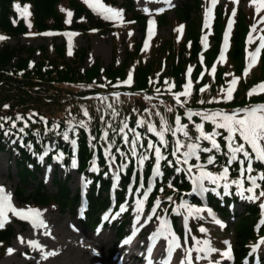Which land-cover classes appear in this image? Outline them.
I'll use <instances>...</instances> for the list:
<instances>
[{
	"label": "trees",
	"instance_id": "16d2710c",
	"mask_svg": "<svg viewBox=\"0 0 264 264\" xmlns=\"http://www.w3.org/2000/svg\"><path fill=\"white\" fill-rule=\"evenodd\" d=\"M101 1L121 8L128 27L137 25L141 26L142 31L145 30L147 17L135 1ZM16 5L20 6V10ZM25 7L29 13L27 16L22 15ZM227 13L222 7L215 11L203 62L199 60L203 39V7L198 0H183L178 2L171 20L164 14L157 18L160 27H171L168 39L161 41L155 37L146 43L140 38L130 37L125 44L122 63L117 64L113 57L107 68L100 69L96 62L82 67L87 53L85 48H75L69 58L66 39L61 37L58 42L56 32L81 29L91 35L111 31L116 36L114 46L117 48L121 41L118 37L126 29L125 25H114L95 17L85 0H0V36L5 37L0 40V123L4 125L0 128V152L6 151L10 155L16 169V199L37 207L57 206L63 212L76 213L79 188L72 194L68 177L62 178L58 172L54 173L53 191H49L39 178L48 161L55 159L68 167L76 158L77 170L84 177L89 201L86 212L89 227L94 228L100 213L112 205L109 188L113 177L117 176L121 187L116 190L118 208L127 201L129 186L137 189L139 200H143L144 192L148 191L146 209L152 208L157 201L162 207L166 205L175 230L182 233L178 217L171 214L175 203L183 198L190 207L202 205L193 190L187 164L206 167L215 176H219L227 167V178L218 180L219 185L208 183L206 203L225 219L231 215L236 218L232 231L237 246V261L240 263L247 255L246 245L257 236L254 225L262 213L263 196L260 193L264 192V180L256 181L259 185L255 194L257 198L244 203L242 211L234 212L229 205L232 200L239 202V198L233 195L239 186L232 181L242 180L243 185H250L247 177L264 174V162L255 159V153L237 133L235 143L244 144L245 150L253 158L252 172L245 171L241 176L240 160H245L243 154L237 153V160L229 165L230 153L225 139L228 131L216 127V123L203 119V116L213 113L231 115L239 108L264 104V92L249 95L256 83L264 82L259 81L264 78V48L246 72V37L250 27L248 17L240 12L242 14L234 17L225 61H218L229 16ZM49 32L54 33L51 40L37 47L36 51L41 53L38 60L33 57L34 48L13 47L6 43L20 36L47 39ZM187 71L190 76L188 81L185 75ZM228 71L238 78L232 86L234 90L230 99L226 98L230 85L225 76ZM156 74L159 79L153 81ZM129 76L130 82L125 83ZM189 84L190 87H186ZM17 115L24 119L16 121L13 128L12 121L16 120ZM177 117L180 124L186 126L184 131L188 133L187 137L179 131L172 134L177 128ZM138 121L144 123L137 126ZM162 121L168 129L164 133L166 143L163 144L155 133L148 132L149 124L159 132ZM216 122H222L220 116L216 117ZM125 124L127 127L121 133L120 129ZM198 124L202 125V129L196 128ZM20 128L24 129L22 133L19 132ZM133 129L135 131H131ZM5 132L9 134L5 135ZM65 132L67 139L64 138ZM201 132H215L214 138L219 148H213L207 139H198ZM136 133L140 134V140L133 155L131 142ZM177 140L184 147L174 156L172 153ZM149 141L160 147L163 158L157 160L155 150L148 148ZM189 143L198 144L199 147L196 156L189 158L185 164L181 153L188 150ZM204 148L212 150L204 152ZM210 156L215 158L211 164L208 163ZM142 157L147 158L141 163ZM178 157L180 163H177ZM243 168L247 169V160ZM151 177L154 184L149 188ZM140 180L142 184L139 186ZM224 182H230L232 197L224 194ZM116 228L119 231L125 229L118 224ZM260 232H264V224ZM16 236L12 224L0 227V259Z\"/></svg>",
	"mask_w": 264,
	"mask_h": 264
},
{
	"label": "rangeland",
	"instance_id": "374dc122",
	"mask_svg": "<svg viewBox=\"0 0 264 264\" xmlns=\"http://www.w3.org/2000/svg\"><path fill=\"white\" fill-rule=\"evenodd\" d=\"M85 1H88L91 11L95 17L117 24L124 21L121 8L113 10L114 12L119 13V17H116L111 14H107V12L102 10V8L109 7L104 6L100 0ZM117 1L121 2L124 0ZM134 1L143 11V14L147 16V26L144 33H142L143 31L140 29L141 26L136 25L133 26V28H130L127 23H124L126 29H123L119 35L118 40L121 39V41L118 42L116 48V46H114L116 36L111 31L103 34L94 33L91 35L84 33L81 29L69 30L65 32L62 31L61 33L56 32V34L59 35L58 42L61 37L66 39L68 57L70 58L72 51L75 48L82 47L87 49L82 67L91 66L96 62L100 69H104L110 65L113 57H115L117 64L122 63L124 59L125 44L130 37H135L136 39L144 38L146 42L154 37L161 41L168 39L172 32L171 27L169 25H164L162 27L157 26L156 17L164 14L167 16L168 20H171L178 2L183 0ZM198 1L205 10L204 26L207 28L214 17V11H211V15L208 16V9L211 3L210 0ZM215 7H222V9L227 10L231 14L226 26L225 35L227 38H229L228 33L230 28L233 27L232 16L235 15L236 18L240 12H243L246 18L248 17L251 32H249L246 42L248 59H251L250 54L254 53L256 49L260 47L261 37H264V21L261 20V17H264V8H261L260 11L257 12V5L253 4L252 0H217L214 5V8ZM230 22L231 26L229 27ZM253 25H255V30H253ZM52 34L54 33H47V39H43L40 36L35 38L20 36L18 38L10 39L6 43L13 47L30 46L34 48L35 52L33 57L35 60H38L41 53L38 54V51H36L37 47L50 41ZM227 45L228 42L225 44L224 41L222 46L223 49L220 52L218 61L223 62L225 60L224 53L227 50ZM115 50L116 53L114 55ZM246 68L248 67L246 66ZM225 76L230 82L234 79L231 71L226 72ZM158 79L159 75L156 74L153 81H157ZM263 80L264 78L259 79V81ZM160 81L165 82L163 79ZM257 85L259 84H255L254 86V89L256 90L258 89ZM238 112L236 113L237 116L244 115L243 112ZM55 163L56 169L54 171L53 165ZM57 170L62 178H65V176L68 177L69 190L72 194L75 193L78 187L81 186L82 175L77 172L74 164L70 167H64L61 162L56 161L55 159L48 161L39 174V178L45 182L46 188L49 191H53L55 189L52 177ZM200 172L201 171L191 169V174L193 176H198ZM207 181L213 182L208 177H205L203 182L205 183ZM17 183L18 176L16 175L14 164L11 162L10 155L6 151L0 152V188L4 190V194L9 196V200L6 203H0V207H3L5 212V216L0 217V220H2L5 225L12 224L17 232L16 238H13L8 246V249L12 248L14 251L12 253H8L7 251L0 259V264H66V254H64V252L66 250H70L69 246L72 242V239H69L70 231L78 230L79 228L86 229L88 234L91 235L102 233L110 237V240L107 242L105 252H102V255L96 258V264H109L111 262L112 264H120L124 255H126V258L128 255H131V258L126 260L128 264H141L139 259L135 258V255H140V253H142V255H140V258H142V264H145L144 262L147 261L149 256V252L147 250L148 242L150 241V237H152L151 235L157 232L160 228L162 221L167 222V228L165 231L175 235L178 239L180 247H177L173 251L171 258L167 259L166 254L168 240L172 238L171 235H168L167 238L164 237L162 240L154 239L153 241L155 243L160 244L161 249L159 254L155 256L153 264H181L182 261H185V264H187L185 259L187 250L201 246L196 244L197 240H208L209 246L216 249V251L205 255L204 252L197 253L193 250L191 252V264H217V261L219 264H238L236 261L227 260L226 257L221 255L224 251H226L229 245L233 248V250L237 248L232 231V225L236 218L232 215L225 219V223H227L228 226H224V221H222V219L216 214L210 215L208 211L209 209L206 206L188 207L186 200H181L175 203V209L172 210L173 214L178 217V225L185 233L184 235L183 233H179L182 236L179 238L171 226L170 215L167 216L169 212L165 210L166 205L163 208L153 205L152 208L147 210L146 204L142 203V210L138 211L137 202L139 200L128 191V201L123 203L116 212L112 210L105 213L103 217V226L92 229L88 226L87 219L81 218V215L79 214L80 211L72 214L61 211L57 206H50L49 208L37 207L32 203L18 202L14 193V187ZM224 185L225 184H223V186ZM113 186L119 187L118 180L115 178H113ZM243 188L244 187L237 188L235 191V195L239 197V202L233 206V210L242 211L244 205H241V203L244 204L247 200H249L246 197L253 195V193H250ZM241 190H243V196L240 194ZM262 199H264V196ZM7 204H10L11 207H7ZM262 205H264V201ZM122 207L124 209L123 211H121ZM189 208L193 209L192 215L188 214ZM12 209H16L17 212H20L21 210L27 212L28 209L38 210L40 213L39 221H42L43 224L41 225L38 221L37 224L34 225L31 218L24 219L21 215L14 213ZM153 209H155L154 213ZM196 209H201V211L197 213L195 211ZM262 209L264 212V207H262ZM105 216H107L108 219H105ZM149 217H151V219H149ZM185 217H187V220H185ZM136 220H139L137 224H135ZM194 220H196V222ZM216 220H219L220 223H216ZM117 224L124 226L125 230H123V232L119 231L118 228H116ZM201 227L206 229V232H201ZM193 237H195L196 240H193ZM30 241L37 242L39 247L29 243ZM125 241H129L130 245L129 243L126 244ZM131 245L135 246L129 249V246ZM122 248L123 250H121ZM247 248L250 249L252 259H244L241 264H260L259 262L264 260V234H261L257 239H254L253 242L248 243ZM46 253L55 254L45 256ZM197 255L201 256L202 259L197 260Z\"/></svg>",
	"mask_w": 264,
	"mask_h": 264
},
{
	"label": "snow or ice",
	"instance_id": "6c2138e0",
	"mask_svg": "<svg viewBox=\"0 0 264 264\" xmlns=\"http://www.w3.org/2000/svg\"><path fill=\"white\" fill-rule=\"evenodd\" d=\"M213 3H215V0H213ZM252 3L257 5V12H259L261 8H264V0H252ZM16 7H17L18 10H20V6L19 5H16ZM102 10L105 11V12L110 13L113 16L119 17V13L118 12H114L110 8H102ZM28 14L29 13H28L27 7H25L23 9V11H22V15H28ZM69 15H71V13H69ZM261 20L264 21V17H261ZM230 26H231V22L229 24V27ZM253 30H255V25H253ZM2 39H5V37L0 36V40H2ZM225 44H227V38L225 40ZM261 48H264V37H261L260 47H258L254 53L250 54V57H251L250 66H251L252 63L255 62L256 57L258 56ZM245 71L247 72V69ZM130 80H131V76H129V80L125 81V83L130 82ZM236 82H237V79H235V78L230 82L229 88L227 90L226 98H229V99L231 98V93L234 90L232 85H234ZM186 87H190V84L187 85ZM257 88L260 91L264 92V83H261V84L257 85ZM157 91H159V90H157ZM202 91H203V89H202ZM255 91H256V89L251 90L249 92V95L253 94V92H255ZM185 94H187V93H185ZM5 107H7V106H5ZM109 107H111V105H109ZM240 111H242L244 113L243 116H237L236 113H233L231 115L224 114L222 116H221L220 113H213L211 115L205 114L203 116V119L212 120L214 123H216V127L225 128L228 131V136L225 137V139L228 141L227 147H228L229 153H230V156H229V159H228V164L230 165L234 160H237V155H236L237 153H242L244 158H245V160H247V169L243 168L245 160H240V164L242 166L240 174H241V176H243L245 171H247L249 173L252 172V170H253L252 169V160H253V158H252V155L247 150H245V145L244 144H236L235 143V136L238 133L239 137L247 145H249L250 148L252 149V152L255 153V159L257 161L264 162V105L251 106L250 108H245V109H242ZM85 115H87L86 112H85ZM217 116L221 117L222 122H220V123L216 122V117ZM2 119L8 120V119H11V118H2ZM23 119L24 118L22 116L17 115L16 116V120L12 121V127L14 128L16 126V121L23 120ZM142 123H144V122L143 121H138V125L137 126H139ZM81 124L83 125V122H81ZM176 124H177V128L173 130L172 134L175 135V133L177 131H179V132H183L184 136L187 137L188 133L186 131H184L186 126L180 124L179 117H177V119H176ZM26 126H27V123L25 122V127ZM3 127H4L3 123H0V128H3ZM126 127H127V125L125 124L124 127H122L120 129V132L124 133V128H126ZM196 128L197 129H202V125L198 124V125H196ZM23 131H24L23 128L19 129V132L22 133ZM131 131H135V130L133 129ZM165 131H168V129L164 126L163 121H162V128H161V130L159 132L156 131V128L153 125H151V124L148 125V132L155 133L159 137V142L162 143V144L166 143L165 140H164ZM8 134H9V132H5V135H8ZM106 135H107V133H105V136ZM215 135H216L215 132H213L211 134H204L203 132H201V137H198V139H200V138L207 139V140H209L211 142L213 148H217L218 149L219 145L217 144V142H216V140L214 138ZM64 138L65 139L68 138L67 132L64 133ZM124 139H125V142L127 143L128 137H127L126 134L124 136ZM139 140H140V134L136 133L134 138H133V140H132V142H131L132 143V154L133 155H135V146H136V144H137V142ZM183 147H184V145L179 140H177L176 147L174 148L172 154L175 156L176 153L180 152L181 148H183ZM198 147H199L198 144H193V143H189L187 145V149L188 150L183 152V153H181V155L183 157V163L187 164L189 158H191L192 156H196V150H197ZM148 148L155 150V154H156L157 160L163 158L161 156L160 147H157L152 141H149ZM202 150L204 152H210L212 149L204 148ZM146 158L147 157H142L141 158V163ZM197 159H199L198 156H197ZM214 159H215L214 157L210 156L208 158V163H210V164L213 163ZM180 162H181L180 158L178 157L177 158V163H180ZM198 167H203V166H198ZM188 171L191 172V166L189 167ZM227 175H228V168L225 167L224 170L220 173L219 176L213 177V176H211L210 173H206V172L201 171L198 176H193L192 178H193L194 182H196V184H197V189L196 190L208 191V189L204 188L203 184H202V181H203V179L205 177H208L213 182H216V181H218L220 179H226ZM247 179L250 180L251 184H252V187H249L247 189V191L250 192V193H254V189L259 187V185L256 183L257 179L264 180V174H261L259 176L249 175L247 177ZM232 183L237 184L238 186H242L243 181L242 180H234V181H232ZM224 187L228 188L229 185L225 184ZM213 191H215V189H213ZM240 194L243 196V190H241ZM260 195L264 196V192H261ZM246 198L251 200V199H255L257 197H255V195L253 194V195L248 196ZM169 199H171V198H169ZM8 200H9V196L4 194V190L2 188H0V202H5L6 203ZM142 203H143L142 201H138L137 202V210L138 211L142 210ZM7 207L10 208L11 205L7 204ZM262 207H264V205H262ZM123 210L124 209L122 207L121 211H123ZM12 211L14 213H16L17 215H21L24 219L31 218L34 225L37 224L38 217L40 215L38 210H34V209H28L27 212H24L23 210H21L20 212H17L16 209H12ZM195 211L198 213L199 211H201V209H196ZM154 212H155V209H153V213ZM188 214L192 215L193 214V209L189 208ZM209 214L211 215L210 211H209ZM4 216H5L4 208L0 207V217H4ZM105 219H108V217L105 216ZM149 219H151V217H149ZM185 220H187V217H185ZM215 222L218 223V224L220 223L219 220H216ZM39 223L41 225L43 224L42 221H39ZM2 226H3V221L0 220V227H2ZM166 228H167V222L166 221H162L161 225H160V228L157 230V232H155L153 234L152 237H150V239L154 240V239H156V238H158L160 236H165V238H167L168 235H171L172 238L168 240V248H167V252L169 253V259H170L171 258V253L177 247H180V245H179L178 239L175 237L174 234L165 231ZM200 231L201 232H206V229L201 227ZM129 239H131V238H129ZM193 240H196V238L193 237ZM128 242L129 241H125V243H128ZM29 243L33 244L36 247H39V245L35 241H30ZM225 243H227V242H225ZM196 244L197 245H201V246L200 247H196L194 249H188L187 250V255H186V258H185L186 261H187V264H191V260H192L191 252L193 250H195L197 253L204 252L205 255H207L210 252H215L216 251V249L211 248L209 246V241L208 240H203V241L197 240ZM151 250H152L151 247H149V249H148L149 254L151 253ZM7 251H8V253H12L14 251V249L9 248ZM54 254L55 253H46L45 256L54 255ZM221 255L223 257H226V258H231V247H230V245L228 247V250L224 251ZM196 259L199 260V259H202V257L197 255ZM181 264H185V261H182ZM217 264H219L218 261H217Z\"/></svg>",
	"mask_w": 264,
	"mask_h": 264
},
{
	"label": "bare ground",
	"instance_id": "6f19581e",
	"mask_svg": "<svg viewBox=\"0 0 264 264\" xmlns=\"http://www.w3.org/2000/svg\"><path fill=\"white\" fill-rule=\"evenodd\" d=\"M211 4H213V0H211ZM210 13V12H209ZM45 154V152H43ZM58 163V162H57ZM74 163H70L68 167L72 166ZM56 163L53 165V170L56 169ZM64 166V163H62ZM76 166V169L78 168L77 164H74ZM78 171V170H77ZM58 172V170H57ZM59 173V172H58ZM61 176V175H60ZM148 187H152V184L149 183ZM1 203V202H0ZM242 205V204H241ZM260 220L264 219V212L258 215L257 217ZM40 218L38 217V221ZM139 220H136L135 224L138 223ZM123 232V231H121ZM153 236V235H151ZM165 236H160L156 238L157 240H162ZM69 239H72V242L70 243V250H66L64 254H66V264H96V258L98 256L102 255V252L104 253L107 248V242L110 240L109 236H106L102 233H98L95 235L88 234L86 229L79 228L78 230H71ZM153 239H150L149 242H152ZM148 242V243H149ZM130 245V242H128ZM126 243V244H128ZM125 246V245H124ZM135 245L129 246V249L134 247ZM161 249V246L159 243L155 244V248L153 249V252L148 256L147 261L144 262L145 264H153L154 258L157 254H159ZM123 250V248L121 249ZM123 256V260L120 264H128L126 260L128 258H131V255L125 257ZM135 258H137L135 256ZM139 262L142 264V258H139ZM160 261V260H159ZM109 264H112L109 263Z\"/></svg>",
	"mask_w": 264,
	"mask_h": 264
}]
</instances>
